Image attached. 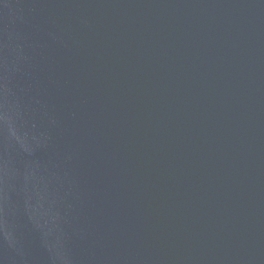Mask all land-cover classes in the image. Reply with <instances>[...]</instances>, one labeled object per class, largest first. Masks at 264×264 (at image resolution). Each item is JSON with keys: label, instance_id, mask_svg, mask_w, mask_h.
<instances>
[{"label": "water", "instance_id": "95a60500", "mask_svg": "<svg viewBox=\"0 0 264 264\" xmlns=\"http://www.w3.org/2000/svg\"><path fill=\"white\" fill-rule=\"evenodd\" d=\"M0 264H264V0H0Z\"/></svg>", "mask_w": 264, "mask_h": 264}]
</instances>
